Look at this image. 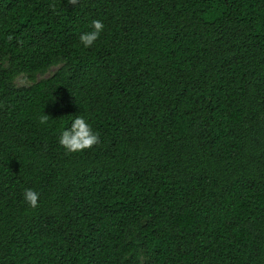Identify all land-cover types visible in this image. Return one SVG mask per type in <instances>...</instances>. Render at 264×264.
Returning a JSON list of instances; mask_svg holds the SVG:
<instances>
[{"label": "trees", "instance_id": "1", "mask_svg": "<svg viewBox=\"0 0 264 264\" xmlns=\"http://www.w3.org/2000/svg\"><path fill=\"white\" fill-rule=\"evenodd\" d=\"M0 264H264V0H0Z\"/></svg>", "mask_w": 264, "mask_h": 264}, {"label": "clouds", "instance_id": "2", "mask_svg": "<svg viewBox=\"0 0 264 264\" xmlns=\"http://www.w3.org/2000/svg\"><path fill=\"white\" fill-rule=\"evenodd\" d=\"M68 2L75 4L76 0H68ZM104 29L105 25L102 20L92 19L87 26V30L80 32L78 35L79 45L83 49L91 48L96 44ZM57 99L51 93L47 100L55 104ZM39 123L47 127L53 121H51L48 115L41 114L39 116ZM56 123L58 132L57 142L67 153H79L99 143L97 131L94 129L89 118L84 114L67 116ZM22 198L29 207L36 208L40 193L32 188H26L23 190Z\"/></svg>", "mask_w": 264, "mask_h": 264}, {"label": "rangeland", "instance_id": "3", "mask_svg": "<svg viewBox=\"0 0 264 264\" xmlns=\"http://www.w3.org/2000/svg\"><path fill=\"white\" fill-rule=\"evenodd\" d=\"M56 69H57V67H53L48 72H46L45 74H38V75H34V76L20 75L16 78L14 85L16 87H29L34 82H37L41 79L49 77L51 74H53L55 72Z\"/></svg>", "mask_w": 264, "mask_h": 264}]
</instances>
